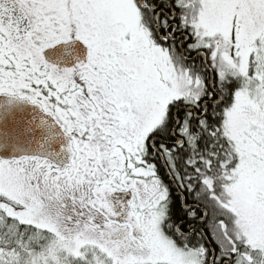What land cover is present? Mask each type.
Masks as SVG:
<instances>
[{
    "label": "snow or ice",
    "instance_id": "obj_1",
    "mask_svg": "<svg viewBox=\"0 0 264 264\" xmlns=\"http://www.w3.org/2000/svg\"><path fill=\"white\" fill-rule=\"evenodd\" d=\"M0 264H264V0H0Z\"/></svg>",
    "mask_w": 264,
    "mask_h": 264
}]
</instances>
